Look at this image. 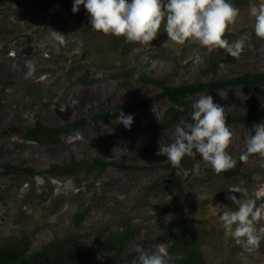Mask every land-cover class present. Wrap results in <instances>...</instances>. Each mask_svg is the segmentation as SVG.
Instances as JSON below:
<instances>
[{
    "label": "rangeland",
    "instance_id": "rangeland-1",
    "mask_svg": "<svg viewBox=\"0 0 264 264\" xmlns=\"http://www.w3.org/2000/svg\"><path fill=\"white\" fill-rule=\"evenodd\" d=\"M229 2L240 9V15L224 38L231 43L243 37L246 46L239 58L215 71L209 63L227 54L224 49L187 42L178 45L168 41L163 26L151 44H130L124 37L93 30L83 5L73 13L74 0L0 2V80L6 83L0 86V242L26 236L34 252L68 236L93 244L130 227L136 234L127 252L135 259L140 250L152 252L160 245L168 250L170 242L155 239L171 227L182 229L200 245L206 264H264V240L258 251L249 253L225 236L220 221L223 211L235 210L228 197L241 195L229 193L231 187L243 189L245 199L264 203V157L253 154L240 159L251 136L246 126L228 123L234 133L227 149L236 161L234 169L218 175L197 155L189 158L187 166H179L176 190L164 189L161 183L170 173L165 168L167 157L144 151L154 139L167 143L169 137L173 142L177 125L194 123L190 115L173 127L160 126L172 104L169 99L131 113L130 129L141 128L140 132L106 143L93 145L92 141L129 129L115 118L67 133L59 144H40L23 136L25 128L38 119L58 126L160 92L159 87L134 78L139 69L170 85L264 72V39L255 35L249 9L251 2L259 0ZM52 30L66 35V43L55 41ZM197 55L202 57L199 63ZM86 75L95 80L78 82ZM263 92L260 85L240 86L201 92L192 99L196 102L210 95L226 112L259 115L264 109ZM73 157L136 168L109 166L74 175L50 172ZM197 162L203 169L200 176L192 171ZM6 165L34 168L37 173L17 174ZM95 264L111 263L108 256L100 255Z\"/></svg>",
    "mask_w": 264,
    "mask_h": 264
},
{
    "label": "clouds",
    "instance_id": "clouds-1",
    "mask_svg": "<svg viewBox=\"0 0 264 264\" xmlns=\"http://www.w3.org/2000/svg\"><path fill=\"white\" fill-rule=\"evenodd\" d=\"M81 5L90 15L93 30L124 37L130 44H151L163 26L168 41L178 45L187 42L206 49L220 48L234 58H239L246 46L243 37L231 43L224 38L240 15V9L229 0H74L73 13H77ZM249 9L255 21V35L264 39V0L251 2ZM51 36L61 45L66 43V35L62 33L52 30ZM201 59L197 55L195 62L199 63ZM156 63L153 62V67ZM192 107L190 118L194 123L177 125L173 142L160 144L156 155L166 156L173 167H179L185 157L196 158L199 154L204 166L218 175L234 169L236 161L227 151L234 133L228 126L225 108L215 104L210 95L201 96ZM116 120L130 129L134 117L120 111ZM245 145L246 150L240 156L242 161L253 154L264 157V123L256 124L255 134L246 139ZM192 171L196 176L202 175L201 163H195ZM228 192L241 195L239 199L230 195L228 198L235 210L220 214L224 234L245 251L256 252L264 240V203L243 198L244 190L238 187H231ZM179 259L182 257L171 255L160 245L152 252L140 250L131 264H171Z\"/></svg>",
    "mask_w": 264,
    "mask_h": 264
},
{
    "label": "trees",
    "instance_id": "trees-1",
    "mask_svg": "<svg viewBox=\"0 0 264 264\" xmlns=\"http://www.w3.org/2000/svg\"><path fill=\"white\" fill-rule=\"evenodd\" d=\"M0 2L19 3V0H0ZM235 60L236 58L227 53L219 58L211 60L209 68L215 71L225 63L234 62ZM134 78L137 81L157 86L161 90L139 102L125 100L101 113L92 116L78 117L58 126H49L38 119L34 124L25 128L24 138L28 141L40 144H59L62 136L67 133L113 120L119 115L120 111H123L125 115L138 112L161 99H169L172 104L165 111L159 125L173 127L184 118L191 115L193 111L192 105L195 103L192 97L198 93L240 86L260 85L264 87V72H246L231 78L212 79L207 82L183 83L180 85H170L165 79H158L148 75L141 69L134 74ZM94 80L95 79L89 77V75H86L80 77L78 82L87 83L93 82ZM0 86L4 87L6 83L0 80ZM262 98L264 102V92ZM181 107L184 109L183 111L179 110ZM226 118L227 123L242 124L250 129L251 135H254L256 124L264 123V109L259 115H255L251 112L244 115L227 112ZM141 130V128H136L125 130L117 134L104 135L93 140L92 144L106 143L117 136H131ZM166 140L167 143L154 139L144 147V151L146 153H153L159 150L160 144L167 145L172 142V139L169 137H167ZM189 158L190 157H185L181 161V165L187 166L190 162ZM109 166H116L121 169L136 168L115 161L98 158L88 161L78 160L76 157H73L69 162L63 165L53 166L50 172H63L62 174L65 175H74L84 171L103 170ZM6 168L17 174L36 175L37 173L34 168L19 167L16 165H6ZM165 168L170 170V173L167 178L161 182L164 189H178L180 187V181L177 175L179 167H173L169 162L165 165ZM135 234V229L128 227L121 231L111 233L104 239H97L93 244H83L74 238V236H68L46 243L38 251L34 252L31 251V241L26 236L16 239H6L0 242V264H95L100 255L108 256L111 264H131L134 255L127 252V245ZM186 235L187 234L180 228L167 227L155 241L170 242L168 252L173 256L179 255L182 257V259L172 261L171 264H206L200 245L190 240Z\"/></svg>",
    "mask_w": 264,
    "mask_h": 264
}]
</instances>
